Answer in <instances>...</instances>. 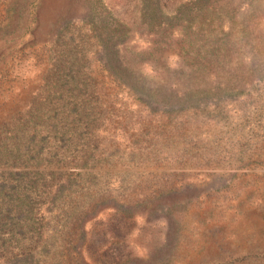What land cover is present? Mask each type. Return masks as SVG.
Returning a JSON list of instances; mask_svg holds the SVG:
<instances>
[{"label":"rangeland","instance_id":"1","mask_svg":"<svg viewBox=\"0 0 264 264\" xmlns=\"http://www.w3.org/2000/svg\"><path fill=\"white\" fill-rule=\"evenodd\" d=\"M3 220L0 264H264V0H0Z\"/></svg>","mask_w":264,"mask_h":264},{"label":"trees","instance_id":"2","mask_svg":"<svg viewBox=\"0 0 264 264\" xmlns=\"http://www.w3.org/2000/svg\"><path fill=\"white\" fill-rule=\"evenodd\" d=\"M11 213H12V211H9L8 213H7V218L9 219V220H11L12 221V223H13V225H15L16 226V230L18 231V230H22V228H21V226L19 225V221L17 220V218L16 217H11L10 215H11ZM4 221V220H3ZM1 221L0 223H1V225L2 226H5L7 223H6V221Z\"/></svg>","mask_w":264,"mask_h":264}]
</instances>
